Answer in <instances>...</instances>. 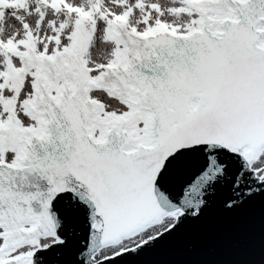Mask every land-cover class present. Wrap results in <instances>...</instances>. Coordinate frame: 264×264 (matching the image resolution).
Instances as JSON below:
<instances>
[{"label":"snow or ice","instance_id":"6c2138e0","mask_svg":"<svg viewBox=\"0 0 264 264\" xmlns=\"http://www.w3.org/2000/svg\"><path fill=\"white\" fill-rule=\"evenodd\" d=\"M217 235L264 264V0H0V264Z\"/></svg>","mask_w":264,"mask_h":264},{"label":"water","instance_id":"95a60500","mask_svg":"<svg viewBox=\"0 0 264 264\" xmlns=\"http://www.w3.org/2000/svg\"><path fill=\"white\" fill-rule=\"evenodd\" d=\"M255 231L256 245L251 258L259 261L258 222ZM247 258L249 256L237 249L227 236L217 235L206 241H195L191 247H173L146 259L149 264H228L230 261Z\"/></svg>","mask_w":264,"mask_h":264}]
</instances>
